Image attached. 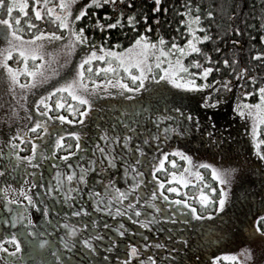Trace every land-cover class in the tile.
<instances>
[{
    "label": "trees",
    "instance_id": "16d2710c",
    "mask_svg": "<svg viewBox=\"0 0 264 264\" xmlns=\"http://www.w3.org/2000/svg\"><path fill=\"white\" fill-rule=\"evenodd\" d=\"M131 4L132 6L129 7V0H115L114 4H102L100 7L88 5L85 8L86 15L76 22L77 28L86 29L89 39L85 45L103 44L105 47H112L114 44H119L118 50H121L143 33L151 41H157L162 36L166 48L173 42L184 46L191 38V34L185 31L189 17L199 16V22L192 24L196 36L207 35L209 39L197 40L196 45L201 52L189 53L184 57V63L188 64L196 60L202 67L213 68L206 80L209 85L213 80L218 81V85H213L216 90L212 93V98L219 99L220 104L217 107L206 108L202 105L200 96L173 90L156 81L147 82V88L132 99L109 96L95 100L90 115L85 117L83 124L68 123L69 131L83 129L87 133L82 137L81 149L75 148L74 138L66 136V144H71L72 147H65L59 152L61 154H66L68 151L81 152L80 155L85 156L84 166L89 168L90 159L101 158L100 153L95 150V144L99 142L103 146L107 143L100 139L101 132L108 129L121 135H131L133 139L130 141V147L140 146L145 153L139 168L144 174L141 177L144 183L139 189L141 196L144 199H152V202L162 209L163 214L170 215L175 211V215L172 219L162 220L160 213H156L151 205L143 204L141 201L137 203L145 215L139 218L135 217L133 212L129 213L132 216V219H129L128 216L115 214L114 209L110 212L97 211L92 204V198L88 195L89 189L102 193L104 177L113 178L118 187L126 189L132 178L124 175L125 170L119 164L117 168L103 174L99 172L98 167H91L86 176V184L79 185L80 191L73 193L75 198L71 208V211H78L79 207H85L87 215L68 216L61 222L52 218L49 229L44 233L46 235L39 238L48 241V245L42 249L38 245V240H35L37 243L31 245L28 259L32 264H123L125 243L132 242L137 243L141 251V256L134 258L135 264H139L140 260L146 259L147 256H152L156 264H214V258H218L215 259V264H239L238 260L225 259V257L238 254L243 248L251 249L253 257L256 254L253 248L243 243L247 240L244 234L248 235L249 229L254 230L251 225L255 219L245 226L235 221L238 216L249 210L250 202L255 204L261 202L260 211L264 213V179L263 175L256 171L257 169L262 172L260 168L264 169V160L250 149L245 122L233 111V108L238 98L255 102L258 99L257 94L245 98L242 93L253 91L255 87L264 84V56L253 59L256 52L264 53V41L260 39L264 36V0H160L156 11H153L156 8L155 0H131ZM31 5L26 9L27 16H21L20 23L25 28L22 35L27 38L41 30L63 33V30L51 23L47 16L41 21H36ZM186 12L188 15H185ZM209 12L212 13L211 16L208 15ZM19 14L18 10H14L13 17ZM3 15V12H0V18H3ZM128 15H134L133 25L128 24L126 18ZM25 19L32 20L37 24V28L28 32L27 25L24 24ZM116 19H119L120 23L114 28L101 29L95 25L96 20L107 25L114 24ZM182 20L185 23L182 24ZM192 39L195 40L194 37ZM205 54L211 57L210 61L205 59ZM224 60L228 61L227 65L223 63ZM233 60L236 63H233ZM95 64L96 61L93 62V65ZM241 69L245 71L241 73ZM200 70L202 68L192 67L189 71ZM249 76L255 77V85L248 79ZM97 78L103 79L104 76L100 75ZM224 81L229 84L228 90L223 88ZM197 82H204V78H197ZM128 83L132 86L130 80ZM145 107L150 110L141 115L140 109ZM175 108H181L185 113L191 111L194 116H198L200 128H196L186 120L182 121L180 114L174 111ZM155 116L170 118L157 121ZM131 121H135V125H132ZM178 124H182L186 129L184 134L170 131L165 138L162 129L169 126L175 128ZM208 133H211V137ZM261 133V138H264V126L261 127ZM151 136H159V139H151ZM144 139H148L149 142L144 144ZM174 149L190 155L194 165L206 162L219 168L236 169L231 185L227 186L228 195L225 207L221 211L216 212L215 205H208L202 209L194 199L198 195L197 185L200 183L198 181L187 187H181L180 193L166 191L168 186H179L175 182L171 185L166 184L164 189L157 187V178L167 181L169 173L183 170L185 162L182 158L172 155ZM164 152L169 153L164 170H157L154 176L151 166L159 162ZM153 157L156 159L154 160ZM170 160H176L175 168L168 162ZM245 165L250 166L246 169ZM253 165L255 167L250 171ZM198 170L202 173L204 183L217 189L210 195L212 200L218 201L221 185L212 178L210 169ZM254 180H262V182L254 186H243V183ZM153 190L158 193L155 199L151 197ZM161 191L170 197L167 204L159 196ZM184 192L188 193L187 197ZM175 199H188L203 219H193L190 210L175 204ZM127 203L128 201H124V204ZM181 208H184V211H178ZM210 212L212 215H208ZM147 213H152L155 223L143 228L136 223V219L144 220ZM184 219L188 220L187 224L183 222ZM92 220L96 221L94 228L90 224ZM66 224L70 227L88 224L89 227L87 229L80 227L75 236H68L69 229L64 227ZM121 225L122 230L125 231L124 237H119L115 231ZM260 227L264 229V221L260 222ZM223 229H228L227 231L232 234L224 233ZM218 230L221 231L217 233ZM89 234L103 237L102 240H93L95 252L80 243ZM109 237L121 241L110 252ZM178 237H183V240ZM62 239L70 244L69 249L64 248ZM145 242L149 243L147 249L143 248ZM157 243L165 247L156 248ZM53 252L60 255V261L52 255ZM105 257L108 259L105 260ZM129 264L133 262L129 261ZM259 264H264V260Z\"/></svg>",
    "mask_w": 264,
    "mask_h": 264
},
{
    "label": "snow or ice",
    "instance_id": "6c2138e0",
    "mask_svg": "<svg viewBox=\"0 0 264 264\" xmlns=\"http://www.w3.org/2000/svg\"><path fill=\"white\" fill-rule=\"evenodd\" d=\"M76 0H34L31 5V10L34 14L36 21H41L47 16L51 23L58 25V28L64 30V34L61 35L56 31H39L29 37H25L21 33L25 31V28L21 26V16H27L26 9L28 8V0H0V12H3V18H0V69H2L3 74H5L6 79L9 81V87L16 94V89L20 90L21 99H24L30 92L34 91L36 88L48 84L50 80L54 77L59 76V69L66 67L71 61L70 57L72 53L78 46H83L87 43L89 37L86 34L85 27H76V22L80 21L82 17L86 15L85 8H81L77 13L73 12V5ZM90 5L100 7L102 4L115 3V0H88ZM156 11L159 8L160 0H155ZM39 5V7H38ZM129 7L132 6L131 0H129ZM14 10L19 11V15L13 17ZM123 15V13H121ZM185 15H188L186 12ZM209 16L212 15L211 12L208 13ZM107 17V13L105 14ZM127 22L129 25L135 23L134 15H128ZM146 19V18H145ZM199 16H190L188 20V27L185 29L187 33L191 34L184 46H180L173 42L170 47H165V40L161 36L157 41H151L143 33L138 35L135 40L130 43L127 47L120 49L119 44H114L112 47H105L103 44L99 48L92 46L90 51H85V54L81 57L79 62L75 65V70L70 71L67 77L62 78L57 81L55 86H51L50 90L46 91L44 95H39V98L35 100L34 106L36 112L41 117H47V120L35 119L31 128H25V130L17 129L16 137H19L20 141L23 143L26 140L32 141L31 154L28 156H19L16 149L19 147L15 142V137L8 141L9 152L7 154L0 151V156L7 155V157L14 158L15 164L20 165L22 162H26L29 167L39 168L41 164L37 161H43L47 159L45 153L40 151V146L47 148L50 155H55V150H61L65 147L71 148V144H66L65 137L74 138L75 148L77 150L81 149L82 137L86 136L87 133L81 129V131H68L61 134L59 131H55L49 126V121L58 120L61 123L67 122L69 124L85 122V117L90 115V109L94 106L93 97L97 96L99 93L104 95H117L116 92L109 91L110 88L119 89L120 95H124V90L133 94V96L128 97L132 99L135 94L140 93L142 90L147 88V82L154 81H166L167 83L175 86L178 89H184L186 91L195 92L198 90H203L212 87L213 85H218V81L213 80L212 84L207 83L206 78L209 73L213 71L211 67H202L199 61L193 60L188 64L184 63V57L188 56L189 53H200L201 49L197 47V40H207L209 37L196 36V30L192 27L193 23H198ZM120 23L119 19H116L114 24H101L99 20L95 21V25L101 29L104 28H114ZM181 23H185L184 20ZM24 24L27 25V31L32 32L33 29L37 28V24L33 23L30 19H25ZM239 31V29H237ZM260 39L264 41V36ZM60 45L56 47V45ZM46 45H52V51H48ZM219 51V49H217ZM15 54V57H14ZM264 56V53L256 52L253 59L260 58ZM63 57L64 63L60 64L58 61ZM15 58L18 61L17 66H13L9 63V60ZM206 60H211V57L205 54ZM31 61V65L29 62ZM93 61L103 62L93 65ZM56 67H53V64ZM225 65L228 64L227 60H224ZM233 63H236L233 60ZM166 65V66H165ZM196 67L201 69L197 72H190V68ZM218 71V69H216ZM245 70L241 69V73ZM23 75L26 79L22 82L20 77ZM103 75V79H98L97 77ZM239 75V74H238ZM197 78H204V82L198 83ZM248 79L252 81L253 85L256 83V79L253 76H249ZM130 80L131 85L126 82ZM102 86V87H101ZM224 90H228L229 84L227 81L223 82ZM216 89L213 88V91ZM254 94L258 95V99L255 102H249L247 99L237 100L233 111L237 113L240 117L250 119L251 130L249 132L253 149L256 154L264 160V138H261V127L264 126V84L259 87H255L253 91H244L242 93L243 97H251ZM56 96L54 104L51 102L52 98ZM202 105L206 108L217 107L220 104L219 99H213L212 93L209 92L207 95L202 97ZM23 106V105H22ZM43 108V111H41ZM57 111L66 109L68 113L71 114L73 119H70L68 115L60 114L59 116L49 115V111L52 109ZM149 108H141L140 114L143 115L144 112L149 111ZM25 111L27 108L25 107ZM176 113L180 114L181 120L188 121L191 125L196 128H200V118L194 116L191 111L185 113L181 108H175ZM15 112V110H14ZM78 117V119H77ZM170 117L155 116L157 121L163 119H169ZM132 125H135V121H131ZM214 127V125H212ZM115 125L113 126V128ZM128 127V125H125ZM131 130V129H129ZM186 129L183 128L182 124H178L177 127H165L162 131L167 138L168 132H176L180 135L184 134ZM39 131V137L30 136L29 133ZM211 137V133H208ZM54 137V140L52 139ZM151 139H159V136H151ZM100 139L106 141L107 143L101 146L99 142L95 144V150L101 155L98 160L90 159L88 161L89 168H86L83 164H78L75 167H79L80 171L77 174L74 170V165L71 163H66V169H69L66 173H61L59 171L55 174V189L49 185L47 187L48 194H63V199L65 202L73 200L75 197L73 193H78L80 191L79 185L86 184V176L91 167H98L101 174L104 172H110L111 169L117 168L118 164L123 168L124 175L126 177H131L132 182L127 185L126 189H122L117 186L114 179L111 177H104L103 192L92 191L89 189L88 195L92 198V204L97 211L100 212H110L114 209V213L118 215L128 216L130 212H133L135 217L139 218L142 213L140 205L137 201H141L143 204L151 205L155 209L156 213H160V219H172L175 215V211L170 215H165L162 213V209L152 202V199H144L140 194V185L144 183L143 172L139 170L142 159L145 156L144 150L140 146L130 147V141H132V136L129 134H119L114 131H109L105 129L100 133ZM39 140V144L36 142ZM47 141V144L44 142ZM148 139H144L143 143L147 144ZM162 142V141H161ZM51 145V147H48ZM128 153H131L129 155ZM76 153L72 151L66 152L65 155L59 157L60 161H68V159ZM169 153L164 152L159 158V162L151 166L153 175L157 170H164L165 160L167 159ZM172 155L178 156L185 162L183 165V170L181 172H171L169 173V179L167 181H161L157 178V187L159 189H164L165 185H171L175 182L179 186H168L166 191L168 193H180L181 187H187L190 184H194L197 181L200 182L197 185L198 196L194 199L197 200L201 208L203 209L208 205H215V211L219 212L225 207L226 198L228 195V187L232 183L233 175L236 172L234 168H219L210 163H199L194 165L192 162V157L187 153L174 149ZM155 160L156 158L153 157ZM174 168L176 165V160L168 161ZM200 168L210 169L212 178L219 184L218 201H214L211 198V193L217 191L216 188L211 185L204 183L202 173L198 170ZM15 170V169H13ZM3 170L0 169V174ZM35 175V173L33 174ZM194 178V179H193ZM75 185V186H74ZM36 183L33 182L31 187H36ZM39 187H45V185L40 184ZM56 190H59L57 193ZM9 191H19L20 195L24 197V200L33 206L36 205V201L33 200V196L24 191L23 187L19 189H13L11 185L0 189V192L8 193ZM40 195V193H37ZM158 193L156 190L151 192V197L155 199ZM187 197L188 193L184 192ZM159 196L167 202L170 197L165 195L163 191L159 192ZM134 197V198H133ZM6 201L4 203V208L8 210L11 215V220H4L5 224L11 223L13 225L25 221L27 227L25 231L31 236H36V233L32 230L31 225L33 221L26 218V208L24 212L19 209H12L10 205L12 204H23L24 200L9 199L7 195L3 197ZM124 201H128L124 204ZM177 205H182L184 208L190 210V216L193 219H203L202 216L198 214L197 208L189 202L188 199H175L174 201ZM120 205V206H115ZM184 208L178 211H184ZM43 216L45 218L49 215V209L47 206L43 208ZM68 213H65L67 215ZM81 214L87 215V209L85 207H79L78 211H72L71 215L79 216ZM212 215V213H208ZM264 221V215L257 216L252 223V227L256 233L260 234L261 238H264V229L260 227V222ZM175 222V221H173ZM185 224L188 223L187 219L183 221ZM136 223L140 224L143 228H148L151 224L155 223V217L152 213H147L144 220L136 219ZM91 226L94 228L96 226V221H90ZM68 228L67 235L75 236L80 227L87 229L88 224H82L81 226L64 225ZM105 227H108L105 225ZM123 226L115 229L119 237L125 236V231L122 230ZM23 234V233H19ZM18 233H12L11 235H6L4 240L9 241L13 244L14 250L9 253L10 256H16V253L21 251V241L17 238ZM103 237L96 235H88L86 239L80 241V243L92 252L96 251V247L93 244V240H102ZM178 239L183 240V237H178ZM108 251H112L114 247H117L121 241L108 238ZM30 244L37 243V241H29ZM48 241L43 239L38 240V245L40 248H45L48 245ZM65 249H69L70 244L61 240ZM186 243V241H185ZM156 248H163V244H155ZM143 248H149V243L145 242ZM0 251L8 252V248L4 247V241L0 240ZM175 251V249H173ZM57 261L61 260L60 255L56 252L52 253ZM141 256L140 248L137 243L127 242L124 248L123 264H129L132 261L135 264L134 258ZM253 252L249 248H243L240 253L231 256H226L225 259L238 260L239 264H251L253 261ZM108 257H105L107 260ZM214 258V264H215ZM10 264H24V257H19L17 261H12ZM139 264H156V260L152 256H147L146 259H141Z\"/></svg>",
    "mask_w": 264,
    "mask_h": 264
},
{
    "label": "rangeland",
    "instance_id": "374dc122",
    "mask_svg": "<svg viewBox=\"0 0 264 264\" xmlns=\"http://www.w3.org/2000/svg\"><path fill=\"white\" fill-rule=\"evenodd\" d=\"M32 3H34V0H28V6ZM88 5H90L88 3V0H76L75 4L73 5L74 14L77 13L81 8H86ZM38 7H39V5H38ZM192 27L194 28V26H192ZM63 34H64V30H63V33L61 35H63ZM59 46L60 45H58V44L56 45V47H59ZM92 46L99 48L100 45L94 44V45H90V46H87V45H83L82 47L78 46L70 57L71 62L66 67L59 69V72H60L59 76L54 77L52 80L49 81L48 84H45L41 87L36 88L34 91L30 92L24 99H21L20 90L18 88L16 89L15 96L13 95V92L9 87V81L6 79L5 74H3L2 69H0V151L3 152V150H1V149L3 148V145L5 143H7V139L11 140L14 137H15L14 142L20 148L26 146V149H27L29 147V144H27V140L22 143L20 141L19 137H16V131H17V129H20L23 131V130H25L26 127L31 128L35 119L47 120V117H41L36 112L35 106H34L35 100L39 98V95H44L46 91L50 90L51 86H55L57 81H60L62 78L67 77L70 71H74L75 65L79 62L81 57L85 54V51H90ZM46 48L48 51H52V45H46ZM14 57H15V54H14ZM58 62L60 64H63L64 63L63 57H61ZM96 62L99 63V61H96ZM9 63L12 64L13 66L18 65V61H16L15 58H13L12 60H9ZM29 64L31 65V61L29 62ZM53 67H56L55 63L53 64ZM20 79L23 82L26 79V77L21 75ZM126 82H128V80ZM158 82L163 83L164 85L168 86L169 88H171L173 90H177L180 92H187V93L193 94V95H198L201 97V99L203 96L207 95L209 92H211V93L214 92L213 86L210 88H207V89L198 90L195 92H190V91H186L184 89H178L175 86L167 83L166 81H158ZM146 83H147V81H146ZM109 91L116 92L117 95H104L101 92L97 96L93 97V101L97 100L99 98H106L109 96H121V97H126V98L133 96V94L127 92V90H124V92H125L124 95H120L119 94L120 90L116 89V88H110ZM139 95H140V93H137V94H135V96L133 98H135ZM56 98H57L56 96H54L52 98L51 102L53 104H54ZM25 107L27 108V111H25ZM14 110H15V112H14ZM41 111H43V108H41ZM60 114L68 115L70 119H73L71 114L68 113L66 109L57 111L53 108L52 110L49 111V115H51V116H59ZM241 118H243V121L245 122V125H246L250 149H252V151L255 152V150L253 149V146H252L250 135H249V132L251 130V121H250V119H246L244 117H241ZM77 119H78V117H77ZM64 123H65V125H68L67 122H64ZM64 123H61L58 120H54V121H49V126H52V127L62 126V125H64ZM29 135L34 136V137H39V131H37L35 133H33V132L29 133ZM36 142L38 143L39 140H37ZM44 143L47 144V141H45ZM248 166H250V165H245L246 169H248ZM10 167H11V170L14 172V174H13L14 178L23 176V177L29 179L31 176V173H28L25 169L23 170V168H21L20 165H16L15 161L11 162ZM254 167H255L254 165L251 166L250 171H252ZM13 169H15V170H13ZM260 169H262V172L257 170V169H256V171L260 172L263 175L262 177L264 179V169L263 168H260ZM4 175H5V172L0 174V177H3ZM258 182H262V180H254L250 183L245 182V183H243V186H254ZM12 183H14L13 184L14 186H17L18 184H20L19 181L12 182ZM21 187H23L24 191L28 194L31 191V186H30L29 181L22 183ZM31 195L33 196V200L35 201L34 195L33 194H31ZM8 198L20 200L24 197L20 195L19 191H12ZM261 205H262L261 202H258L257 204H255L254 202H250L249 206H248L249 210H247L241 216H238L236 218L235 222H237L238 224H241L243 226L249 224L257 216H261V213H262L260 211ZM31 206H33V205H31ZM31 209H32L31 210V217L29 218L33 221V224L31 226L34 229H37L38 228L37 225L40 224L39 215L41 213L38 214V211L36 209H33V207ZM263 214L264 213H262V215ZM221 230H218L217 233ZM223 230H224V233L232 234L231 232L227 231L228 229H223ZM247 234L248 235L244 234V236L247 237V240L243 243H245V246L253 248L256 252L251 264H259L260 262H262L264 260V238H261L259 236V233H256L254 230L252 231L250 229L247 232ZM3 235L0 237V240H3L4 237L6 236V235H4V236ZM44 235H46V234L40 235L39 232L36 231L35 238L37 240H39V238L43 237ZM18 239L21 241V251L19 253H16V257L20 256L22 254L23 256L21 255L20 257H24V264H32V262L28 259L29 253H27L28 251H30V244H28V245L25 244L22 238L18 237ZM4 247L8 248L9 251L7 253L0 251V264H10V262H12V261H17V259L19 257H17V259H13L12 261H8L7 259H5L6 257H9V259L12 258V256L9 255V253H11L14 250L13 244L7 242L4 244ZM25 253H27V254L25 255ZM256 256H257V258H256Z\"/></svg>",
    "mask_w": 264,
    "mask_h": 264
},
{
    "label": "flooded vegetation",
    "instance_id": "af4514ba",
    "mask_svg": "<svg viewBox=\"0 0 264 264\" xmlns=\"http://www.w3.org/2000/svg\"><path fill=\"white\" fill-rule=\"evenodd\" d=\"M95 101V100H94ZM51 128H53L56 131H59L61 134H63V132H68L69 131V126L68 125H62V126H50ZM35 133V132H33ZM52 139L54 140V137H52ZM8 139H7V143H5L3 145V148L1 150H3V153L7 154L9 152V145H8ZM27 144H29V147L26 149V146L20 148L18 147L16 149V151L18 152L19 156L24 157V156H28L31 154V147H32V141H27ZM39 144V142H38ZM48 147H51V145H49ZM26 149V150H25ZM40 151H43L47 157V159L43 160V161H37L41 164V167L39 168H32L29 167L27 165L26 162H22L20 164V167L23 168V170L25 169L28 173H31V176L29 179L25 178V177H17L14 178L13 174L14 172L11 170V162L14 161V158H10L7 157V155L4 156H0V169L3 170V172H5V175L3 177H0V189L6 187L7 185H11L13 189H19L22 185V183L29 181L30 182V186L33 182L36 183V187H31V191L29 192V194H33L35 201H36V205L35 206H31V204H28V202L26 200H24V198L20 199V200H24L23 204H12L10 205V207L12 209H19L21 212L25 211L26 208V218L29 219L31 217V208L33 207V209H36L38 211L39 215V222L40 224L37 225V229H34L32 226V230L36 233L39 232V234H44L46 232V229H49V225L51 223V219H55V221L57 222H61L65 219H67L68 216H73L71 215V208H72V204L74 203V199L69 201V202H65L63 199V194L60 193L59 195L57 194H48L47 193V187L49 185H51L54 189H55V184H56V180H55V174L57 171L61 172V173H66L67 171H69V169H66L65 164L66 163H71L74 165V168L72 170H74L77 174H79V167H75L78 164H85V156L83 157V155L81 156V152L78 151H73L74 153H76V155L70 157L68 159V161H60L59 157L61 155H65V154H61V152H59L60 150H55L53 149V151L55 152V155H50L48 153L47 148H44L42 145L40 146ZM2 172V173H3ZM35 173V175H33ZM14 179V180H13ZM19 181L20 184H18L17 186H14L12 182H17ZM40 184L45 185V187H39ZM82 185V184H81ZM14 186V187H13ZM83 187V186H82ZM12 191H9L8 193H3L0 192V237L4 234V235H11L12 233H18V237L22 238L25 244H30L29 241H35L37 240L35 238V236H31L28 234L27 231H25V228L27 227L26 222L25 221H21L20 223H17L15 225L8 223L5 224L4 220H11V215L8 212L7 209L4 208V203L6 202L3 197L5 195H7L8 197L10 196ZM56 192L58 193L59 190H56ZM37 193H40V195H37ZM47 206L49 209V215L47 218H45L43 216V208ZM65 213H68L67 215H65ZM19 233H23V234H19ZM3 235V236H4ZM17 237V238H18ZM41 237V236H40ZM4 244L5 243H10L7 240H4ZM12 244V243H11ZM31 245L30 244V250H31ZM30 251H28L27 253H29ZM25 253V255L27 254ZM22 255V254H21ZM20 255V256H21ZM17 256V257H20ZM23 256V255H22ZM16 256H12L11 259H9V257H6L5 259H7L8 261H12L13 259H17ZM18 260V259H17Z\"/></svg>",
    "mask_w": 264,
    "mask_h": 264
}]
</instances>
